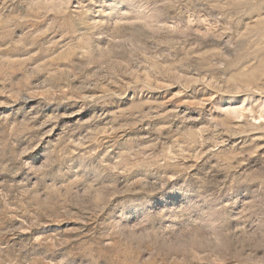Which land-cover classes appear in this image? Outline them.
I'll use <instances>...</instances> for the list:
<instances>
[{
    "label": "rangeland",
    "instance_id": "1",
    "mask_svg": "<svg viewBox=\"0 0 264 264\" xmlns=\"http://www.w3.org/2000/svg\"><path fill=\"white\" fill-rule=\"evenodd\" d=\"M0 264H264V0H0Z\"/></svg>",
    "mask_w": 264,
    "mask_h": 264
}]
</instances>
